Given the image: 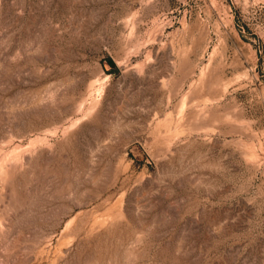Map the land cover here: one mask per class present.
Segmentation results:
<instances>
[{
  "label": "rangeland",
  "instance_id": "1",
  "mask_svg": "<svg viewBox=\"0 0 264 264\" xmlns=\"http://www.w3.org/2000/svg\"><path fill=\"white\" fill-rule=\"evenodd\" d=\"M15 146L0 264H264V0H0Z\"/></svg>",
  "mask_w": 264,
  "mask_h": 264
},
{
  "label": "bare ground",
  "instance_id": "2",
  "mask_svg": "<svg viewBox=\"0 0 264 264\" xmlns=\"http://www.w3.org/2000/svg\"><path fill=\"white\" fill-rule=\"evenodd\" d=\"M39 138L31 140L30 144L33 145L35 144ZM21 146H15L1 161L0 163V174H5V166L7 162L12 158V157H18L19 153L22 151ZM7 168V167H6Z\"/></svg>",
  "mask_w": 264,
  "mask_h": 264
}]
</instances>
